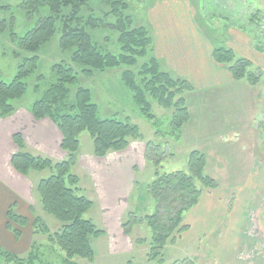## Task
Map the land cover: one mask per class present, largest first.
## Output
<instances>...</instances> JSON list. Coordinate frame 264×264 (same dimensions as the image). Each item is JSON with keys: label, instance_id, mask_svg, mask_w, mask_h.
Returning a JSON list of instances; mask_svg holds the SVG:
<instances>
[{"label": "trees", "instance_id": "trees-1", "mask_svg": "<svg viewBox=\"0 0 264 264\" xmlns=\"http://www.w3.org/2000/svg\"><path fill=\"white\" fill-rule=\"evenodd\" d=\"M33 1L38 2L41 10L48 14L38 26L28 29L22 36H13L14 43L29 55L22 58L12 80L7 81L0 74V118L16 112L17 101L24 97L29 88L28 78L40 67L38 51L55 36L58 20L63 21L61 45L65 50H73L71 60L81 67L84 74L94 76L96 73L104 74L125 67L121 74L123 86L131 91L141 115L152 123L156 138L146 142L145 154L147 162L155 168L154 179L142 186L137 183V188L142 192L139 198L146 196L149 206L151 204L154 207L151 212L147 209L140 211L137 202L136 208L125 215L122 227L124 233L131 236L135 226L147 224L152 233L149 240V260L164 264V250L167 245L174 243L177 236L189 228L185 222V214L199 203L205 190L219 187L218 180L206 173L208 158L201 150H192L189 153L187 170L166 172L162 169V161L167 155H172L168 151V146L171 145L169 139L179 141L185 125L192 119L185 94L195 91L194 87L189 81L175 77L163 69L154 55V38L150 27L130 25L132 19L125 14L130 0H113L111 13L108 12L102 17L104 19L110 14L117 17L115 27L120 33L118 54L101 48L87 32L89 25H95L100 19L94 13L87 17L82 15L83 9L91 0H24L28 7ZM3 8L5 9L4 5L0 8V33L5 30L4 19L1 18ZM262 14L263 11L257 9L251 15L249 25L259 28L263 23ZM81 20L86 23L82 24ZM255 33L256 49L264 52L260 42L256 41L258 35ZM214 58L216 62L227 65L237 81L246 80L255 86L262 80V70L250 59L239 56L225 43H215ZM141 59L145 61L138 71L132 70L141 63ZM53 74L52 82L40 77L41 83L37 85V89L40 90V84L44 82L47 83V88L34 101L30 111L37 119L50 118L58 126L63 135L61 147L68 153L67 157L54 161L48 156L35 155L27 150L22 134L16 133L13 138L18 151L13 155L12 165L25 176H29L32 171L51 169L52 174L38 182L36 192L44 211L63 224L58 231L52 232L44 218L31 207L34 214V234L47 235L48 240L59 247L65 254L62 264H79L76 258L87 259L89 264H94L92 239L106 236L107 232L85 216L93 208L94 201L81 193V179L72 172L79 162L81 133H90L94 145L93 154L97 157L124 151L129 148L132 140L143 139V134L140 126L130 116L103 117L93 90L80 85L78 73L72 65L65 62L55 64ZM152 101L165 109H173L172 115L158 117L153 112ZM8 217L7 228L13 231L18 240L22 236V227L28 224V219L18 214L13 207L10 208ZM147 242L145 237L135 240L136 245ZM39 253L35 243L27 258L0 246V264H36L41 259ZM127 264L134 263L130 261ZM172 264L198 262L186 257Z\"/></svg>", "mask_w": 264, "mask_h": 264}, {"label": "rangeland", "instance_id": "rangeland-1", "mask_svg": "<svg viewBox=\"0 0 264 264\" xmlns=\"http://www.w3.org/2000/svg\"><path fill=\"white\" fill-rule=\"evenodd\" d=\"M113 0H91L83 9L82 15L87 17L91 13L96 14L100 19L95 25H89L87 32L92 35L94 41L104 50L118 54L120 44L118 42L120 33L115 27L117 17L111 13ZM183 4L188 2L190 10L196 16L200 27L211 35L217 44L227 43L232 38V29L246 30L253 40L254 48L257 43L254 40V33L258 35L259 41L264 48V0H130L129 9L126 15L130 16L132 27L146 25L151 27L147 15L157 4L166 2ZM2 9L1 18L4 19V32L0 33V74L10 81L17 73L18 66L24 56L29 55L27 51L19 48L14 43L13 36H22L25 31L38 26L48 14L41 10L38 2L33 1L31 6H26L24 0H0ZM263 11L261 26L249 25L251 15L256 10ZM100 21V22H99ZM85 24V20L80 21ZM257 28V30H255ZM152 29V28H151ZM250 31V33H249ZM63 21L58 20L55 36L44 45L39 51L40 67L31 75L27 83L29 88L24 97L17 101V111L21 109L30 110L35 100L39 99L47 88V83H41L40 77L49 82L53 81V66L65 62L74 67L78 73L80 85L91 88L94 97L100 106L103 117H126L130 116L133 122L140 126L141 132L146 140L156 138L155 129L152 123L145 119L138 106L135 104L131 91L123 86L121 74L125 67L112 70L108 73H96L94 76H87L81 71V67L71 60L73 50L63 49L61 38L63 36ZM225 34V37L222 36ZM262 34V35H260ZM227 45V44H226ZM257 50V49H256ZM141 63L132 70L138 71ZM254 70V67H252ZM260 70V69H259ZM259 84L253 86L246 80L215 89L211 92H189L187 96L188 105L192 113V119L187 125L188 136L197 135L200 140L202 152L208 158L206 173L215 177L219 182L217 194L221 197L223 211V225L216 228L213 233L207 236H200L197 243H189L188 237H195L199 230L202 208L187 213L186 217L192 222V234L183 232L177 236L175 242L164 250V264H172L174 261L186 257L195 259L198 264H264V72ZM75 88L72 93L74 94ZM153 112L160 118L171 116L173 109H165L152 101ZM207 112V113H206ZM199 128L201 133H192ZM169 139V138H168ZM81 148L79 153L85 154L93 151V139L89 132L81 133ZM164 141H167L165 139ZM173 143V139H169ZM192 149L190 145L175 141L168 146L172 155L162 161V169L166 172L188 169V156ZM126 152L119 153L125 155ZM117 155V154H113ZM58 161L59 159H54ZM141 162L136 169L137 181L140 186L147 184L154 179L155 168L149 162H144L142 155ZM60 161V160H59ZM72 172L81 177V193L94 201L93 208L86 213V217L92 219L99 228L109 229L104 221L101 206L99 204L96 189L91 180L86 179L81 167L76 166ZM52 174L51 169L36 171L32 175L35 182L47 178ZM141 188V187H140ZM141 190L136 187L133 192L132 201L136 199L139 210L147 209L149 206L146 196L139 198ZM236 205V223L226 222L228 207ZM36 214L41 215L50 227L52 232L62 227V222L55 216L44 211L40 199L35 198L33 204ZM149 206V207H148ZM154 207V205H153ZM151 207V208H153ZM132 207V204L130 206ZM34 220V216H31ZM31 220V221H32ZM197 221V223H196ZM198 226V227H197ZM29 231L24 229V239L32 238L31 249L25 253H18L27 258L33 248L38 246L41 259L36 264H62L64 253L53 245L44 234H34L33 228L29 225ZM188 235H187V234ZM151 229L147 224H139L134 228L130 236L132 247L126 251L113 253L111 243L113 233L110 236H103L92 239L95 250L94 264H156L150 261L148 253L150 250L149 240ZM192 235V236H191ZM145 237L148 242L144 245H136L135 240ZM79 264H89L90 261L83 258H76Z\"/></svg>", "mask_w": 264, "mask_h": 264}, {"label": "crops", "instance_id": "crops-1", "mask_svg": "<svg viewBox=\"0 0 264 264\" xmlns=\"http://www.w3.org/2000/svg\"><path fill=\"white\" fill-rule=\"evenodd\" d=\"M182 3H167V1L159 3L153 7L149 17L147 15L154 38V55L161 62L163 69L175 77L189 81L195 92H211L241 82L233 78L227 65L216 62L215 40L200 27L196 16L191 13L190 4ZM222 36L225 37V34ZM231 36L232 38L225 44L239 56L250 59L264 72V52L254 48L250 35L244 30L235 28L232 29ZM187 125L178 142L187 143L192 150H201L203 141L197 135L188 136ZM16 133L22 134L27 150L35 155L48 156L61 161L66 159L68 153L61 147L62 132L50 118L37 119L27 109L0 118V246L20 254L31 249L32 238L24 239L22 227V236L17 240L13 231L7 228L8 212L13 207L18 214L26 217L28 224L24 227L29 231V225L33 228L31 216L34 214L31 207H34L35 198L39 200V196L36 192L38 182L32 179L36 171L25 176L12 165L13 155L18 151L13 138ZM192 133H201V131L196 128ZM147 141L144 136L143 139L132 140L126 150L111 152L106 157H97L93 151L78 153L77 166L82 168L86 179L91 180L96 189L104 221L110 228V230L106 229V236L113 233L111 243L113 253L126 251L132 247L130 236L124 233L122 222L127 212L137 206L136 199L132 201V194L137 187L136 169L142 160V155L144 162H147L145 156ZM123 152L126 154L119 155ZM217 191L218 188L205 190L199 203L187 212H193L197 206L203 210L198 221L200 226L196 236L188 237V240H191L190 244L197 243L200 236H207L216 228L222 227V203ZM131 204L134 208H130ZM151 207L150 212L153 209ZM237 213L235 204L228 207L226 222L231 223L232 220L236 223ZM186 214L185 222L189 225L186 231L189 233L192 230L190 224L192 222Z\"/></svg>", "mask_w": 264, "mask_h": 264}]
</instances>
